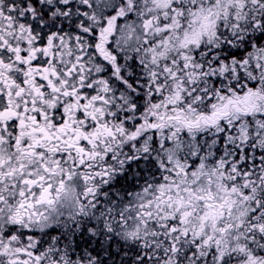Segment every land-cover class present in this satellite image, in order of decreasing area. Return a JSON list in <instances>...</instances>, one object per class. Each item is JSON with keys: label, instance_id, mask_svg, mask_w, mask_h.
I'll return each instance as SVG.
<instances>
[{"label": "snow or ice", "instance_id": "obj_1", "mask_svg": "<svg viewBox=\"0 0 264 264\" xmlns=\"http://www.w3.org/2000/svg\"><path fill=\"white\" fill-rule=\"evenodd\" d=\"M0 264H264V0H0Z\"/></svg>", "mask_w": 264, "mask_h": 264}]
</instances>
